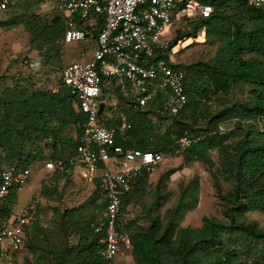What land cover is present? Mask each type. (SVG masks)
<instances>
[{"label": "trees", "instance_id": "16d2710c", "mask_svg": "<svg viewBox=\"0 0 264 264\" xmlns=\"http://www.w3.org/2000/svg\"><path fill=\"white\" fill-rule=\"evenodd\" d=\"M200 1L212 5L213 14L190 22V30H178L170 42L169 51L181 41L197 38L199 30L205 28L208 39H222L218 52L208 61L178 64L186 70L188 95V102L178 115L161 116L158 113L161 100L156 98L147 108H136L137 115L129 114L131 129L124 136L118 133L117 143L126 151L141 149L173 156L178 149L177 140L187 135L193 143L181 154L184 163L198 161L230 184L227 191L217 185L218 197L223 203V218L206 216L198 229L180 227L187 212L196 206V187L193 184L186 187L177 205L161 216L158 211L164 198L159 190L162 178L156 186L157 198L147 214L148 224L138 226L136 220L128 222L125 213L134 195L145 190L149 179V175H143L138 178L132 192L124 197L120 218L121 225L131 234L135 264H264V227L246 217L251 211L264 212V11L249 7L245 0ZM26 15H22L24 23L35 24L31 31L33 42L41 41L40 47L51 53L47 55V61L51 62L55 55L61 53L59 41L63 40L66 31L63 15L59 12L52 20L40 15ZM85 23L81 21L78 26L85 29ZM13 24L15 22L9 26ZM103 26L104 20L99 18L94 37ZM157 54L158 58L166 57L159 50ZM62 70L59 89L28 91L17 85L0 93V150L5 155L3 161L9 166L31 169L35 163L45 162L47 156L39 144L51 141V144L46 142L45 148L53 150L52 158L62 159L69 170L72 168L70 161L76 154L78 137L82 133V128L77 125L86 119L78 107L77 97L63 84ZM242 84L251 86L246 101H229L209 114L200 115V111L208 107L204 105L213 97L214 100L221 94L228 97L232 88ZM115 92L118 93L117 88ZM120 100L123 99L120 97ZM151 113L159 119L172 120L164 134H152L148 118ZM229 121H234L233 128L222 130L221 124ZM68 130H74L75 139L65 140ZM27 145L31 150L25 152ZM212 149H217L220 155L217 167L211 158ZM63 150L69 151L66 157ZM3 170L0 166V177ZM54 174L55 179L65 175L68 179L69 176ZM97 182L92 196L72 209L71 217L96 204L97 199H100V207H104L100 180ZM20 189L13 188L0 203V225L13 216ZM40 193L51 199L45 186ZM65 215L68 217L70 214L66 212ZM97 217L92 216L80 223L77 244L48 250L32 239L26 242L27 230L37 227L38 214L35 224L24 228L23 243L17 251L27 247L35 254L41 252L38 264L98 263L103 235L96 234L91 228ZM134 226L136 230L133 232ZM25 261L30 264L28 258Z\"/></svg>", "mask_w": 264, "mask_h": 264}, {"label": "built area", "instance_id": "2783aa9c", "mask_svg": "<svg viewBox=\"0 0 264 264\" xmlns=\"http://www.w3.org/2000/svg\"><path fill=\"white\" fill-rule=\"evenodd\" d=\"M251 8L264 11V0H245ZM9 6V0H0V11ZM58 10L66 25L63 43H82L93 35L97 20L104 26L95 39V48L89 60L69 62L62 70V81L77 97L78 107L85 116L76 154L71 167L77 166L82 179L95 183L100 180L104 207L91 224L96 234H102L99 262L115 264L124 249H131L130 231L121 225L123 199L132 192L138 178L152 175L165 160L162 152L131 149L126 151L117 143V134L124 136L131 129L127 118L122 117L119 131L104 125L100 114L104 85L108 82L118 89V96L130 106L145 109L156 98L161 100L158 113L176 116L188 102L186 70L179 66L173 50L169 51L172 39L166 37L174 24L177 10L189 25L197 19L209 18L214 7L200 0H59ZM91 21L90 31L80 28L79 22ZM205 33L201 28L198 34ZM199 36V35H198ZM163 56L157 57V51ZM30 67L33 60H26ZM110 86V87H111ZM109 91L108 100L115 94ZM115 106L116 103H113ZM176 155L189 148L193 140L187 135L177 140ZM111 163L114 169H107ZM45 169L61 175L70 172L65 161L49 160ZM31 169L15 165L5 168L0 177V203L15 187H23L31 177ZM39 198L33 197L21 214L13 215L0 225V256L10 258L21 248L24 228L35 224L39 214Z\"/></svg>", "mask_w": 264, "mask_h": 264}, {"label": "rangeland", "instance_id": "374dc122", "mask_svg": "<svg viewBox=\"0 0 264 264\" xmlns=\"http://www.w3.org/2000/svg\"><path fill=\"white\" fill-rule=\"evenodd\" d=\"M59 0H9V6L6 10L0 11V93L5 90L19 86L28 91L31 90H51L61 87V70L69 61H87L92 56V48L94 46L93 35L82 43H73L64 45L62 38L59 41L61 53L55 55L51 62H48L47 55L51 54L47 49L40 47L39 39L32 40L31 31L35 24H28L23 21L22 15L26 16L40 15L52 20L58 15ZM239 16V15H238ZM15 24L9 26L11 23ZM5 23L6 25H3ZM10 23V24H8ZM91 21H87L83 26L86 30L91 29ZM31 28H30V27ZM36 28V27H35ZM189 26L184 24H176L174 37L178 30H190ZM172 37V38H174ZM222 45V39L209 38L206 33H199L197 38H191L181 41L175 48L176 60L180 64L189 65L201 61L212 59ZM69 58H74L70 59ZM33 60L34 67H30L25 60ZM106 82L104 85V97L109 96L112 90L115 95L113 86ZM251 86L242 84L236 88H232L228 97L227 94H221L217 100L215 97L208 102L207 108L200 111V115L204 116L223 106L226 102H234L235 100L244 102L248 99ZM225 98V99H224ZM123 106L128 104L125 100ZM129 105V104H128ZM150 124L153 135H162L167 131L171 119H159L155 114L149 115ZM188 120H191L189 118ZM235 121V120H234ZM234 121L221 124L222 130H230L234 126ZM65 137L74 136V130H68ZM155 141V140H154ZM43 141L39 144L45 152V144ZM51 144V141L49 142ZM31 150L30 146H26L25 152ZM69 154V151H66ZM4 153L0 150V166L5 169L9 166L3 161ZM211 158L216 163V167L220 164V155L217 149L211 150ZM48 160V158H46ZM45 162H37L32 167V174L28 182L19 190L16 197V203L13 207V215L21 214L28 202L35 196L39 198V219L36 222L35 229L27 230L26 242L32 239L45 249H63L65 246L77 244L79 241L78 227L80 223L90 219L92 216L99 215L101 211L100 199L96 204L88 206L82 212H76V216H72L74 208L79 207L86 202L93 194L97 187V181L92 184L81 178L80 181L74 182L69 179H55L48 181L49 172L45 169ZM107 169H114L113 164L109 163ZM217 176V177H215ZM214 171H209L202 163L196 161L186 164L181 155H166L165 160L159 168L149 176L148 184L150 189L142 190L136 193L132 203L126 211V220H136L138 226L148 224V212L153 206V202L157 198L155 193L158 182H161L160 192L164 195L162 205L159 209L161 216L177 205L178 200L189 184L196 187V206L188 211L181 228L198 229L203 225V219L206 216H215L223 218V203L218 197L217 185H220L224 191L230 189V184L225 178H221ZM46 187L49 189L51 199L41 196L39 189ZM40 195V197H39ZM72 210V212H71ZM70 214L68 217L65 213ZM67 217V218H66ZM249 221H255L260 227H264V212L260 210L251 211L246 214ZM136 230L134 226L133 232ZM76 253V250L74 251ZM73 252V254H75ZM41 252L35 254L32 250L24 247L22 251L13 252L10 258H2L0 256V264H26L25 258L30 260V264H38L41 258ZM46 258V256L44 257ZM115 264H135L131 249H124Z\"/></svg>", "mask_w": 264, "mask_h": 264}, {"label": "crops", "instance_id": "0c3cea01", "mask_svg": "<svg viewBox=\"0 0 264 264\" xmlns=\"http://www.w3.org/2000/svg\"><path fill=\"white\" fill-rule=\"evenodd\" d=\"M179 10H177L176 11V13L174 14V24H173V26H171L170 28H168V30H167V34H166V36H165V38L166 37H168V38H170V39H174V38H172V37H174V31H175V25L176 24H179V23H181V24H184V26H189L188 24H187V22H186V18H184L183 16H181L182 14L181 13H179L178 12ZM178 32V31H177ZM177 32H176V34H177ZM176 36V35H175ZM93 40H94V46H93V48H92V53H93V51H94V48H95V39H94V37H93ZM65 45V44H64ZM175 57V59H176V56H174ZM70 59H74V58H69V60ZM177 61V60H176ZM69 62H77V61H69ZM79 62V61H78ZM80 62H82V61H80ZM117 102V105L115 106L113 103H116ZM101 104H104V106H103V110H102V113H101V116H102V119H103V123H104V125L105 126H107V127H109V128H116V129H120L121 128V126H122V117H126L127 118V120H128V116H129V114H131V115H137V110H139L138 108H137V110H136V108H132V106H130V105H128V104H126L127 106H123V101L122 100H120V98H119V96L118 95H115V100L114 101H109L108 100V97H104V99H103V101L101 102ZM130 112V113H129ZM128 123H130L129 122V120H128ZM73 139H75V135L73 136ZM65 140L67 141V140H71L70 138H66L65 137ZM50 141H48V143H49ZM61 145H59L58 147H59V149L61 148L60 147ZM47 150H48V152H45V155L47 156V158L48 159H50V160H58V159H55V158H52V155H53V150H51V149H49V148H47ZM67 150H63L62 152H63V155H64V157H66V152ZM63 158V157H62ZM62 160V159H61ZM49 161V160H48ZM31 170H32V168H31ZM55 175L56 174H52V173H50L49 174V176H48V178H49V180L48 181H52V179L53 178H55ZM68 179L70 180H73L74 182H77V181H80L81 180V176H80V174H79V168L77 167V166H74V167H72L71 169H70V172L68 173ZM60 176V175H59ZM66 176V175H65ZM65 176H62V178L61 179H63V178H66ZM61 177V176H60ZM150 179V178H149ZM94 184V183H93ZM146 184H148L149 185V183L148 182H146ZM145 184V190L147 189V190H149L150 188L147 186ZM20 190H22V187H21V189ZM42 190V188L41 189H39V191H41ZM40 196V195H39ZM25 209V208H24ZM23 209V210H24ZM14 211V210H13Z\"/></svg>", "mask_w": 264, "mask_h": 264}, {"label": "water", "instance_id": "95a60500", "mask_svg": "<svg viewBox=\"0 0 264 264\" xmlns=\"http://www.w3.org/2000/svg\"><path fill=\"white\" fill-rule=\"evenodd\" d=\"M104 104H100V114L102 113Z\"/></svg>", "mask_w": 264, "mask_h": 264}, {"label": "clouds", "instance_id": "9594fccd", "mask_svg": "<svg viewBox=\"0 0 264 264\" xmlns=\"http://www.w3.org/2000/svg\"><path fill=\"white\" fill-rule=\"evenodd\" d=\"M206 33V32H205Z\"/></svg>", "mask_w": 264, "mask_h": 264}]
</instances>
